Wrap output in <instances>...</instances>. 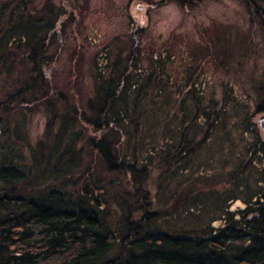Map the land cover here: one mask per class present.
<instances>
[{
	"label": "rangeland",
	"instance_id": "obj_1",
	"mask_svg": "<svg viewBox=\"0 0 264 264\" xmlns=\"http://www.w3.org/2000/svg\"><path fill=\"white\" fill-rule=\"evenodd\" d=\"M26 1L0 0V37L38 32L48 45L45 68L36 70L17 44L0 63V167L26 171L39 188L35 197L51 191L73 203L89 197L118 237L127 206L137 202L130 192L142 189L156 217L148 231L191 240L217 236L229 214L253 200L264 203V147L248 151L264 145V111L257 110L264 99V0ZM107 45L124 55L135 49L145 68L154 55L161 58L160 82L139 97L138 128L124 125L123 160L143 168L141 186L133 182L139 175L107 171L91 142L102 134L120 137L92 120L95 64ZM189 76L181 109L184 95L174 90ZM145 80L143 70V88ZM205 110L207 121L199 115ZM184 130L195 137V150L168 162Z\"/></svg>",
	"mask_w": 264,
	"mask_h": 264
},
{
	"label": "trees",
	"instance_id": "obj_2",
	"mask_svg": "<svg viewBox=\"0 0 264 264\" xmlns=\"http://www.w3.org/2000/svg\"><path fill=\"white\" fill-rule=\"evenodd\" d=\"M17 1L24 4V0ZM183 1L190 3L191 0ZM26 2L25 5L30 4V0ZM28 22L32 29L31 20ZM261 23L264 24V18ZM31 32L19 38L11 31L1 36L6 39L5 42L0 39V55L4 56L1 64L17 44L24 58L32 61L36 70L40 68L45 61L43 50L48 45L38 32ZM30 36L33 37L30 39ZM15 39L18 40L13 42ZM160 59V54L154 55L153 66L145 68L135 49L124 55L121 48L111 51L107 45L96 61L97 87L91 101L96 119L92 120L96 129L111 130L120 136L110 141L102 134L91 141L109 172L134 176L143 170L134 162L123 160L122 138L126 135L125 122L131 121L138 128L135 122L142 115L138 109L139 97L142 92L147 94L150 86L161 79ZM190 77L176 82L178 87H174V91L179 93L182 90L184 95L179 101L181 109L187 100L185 96L189 94L188 87L193 84L189 82ZM147 101L145 99V104ZM257 110L264 111V99ZM181 115L182 119L187 117L185 113ZM199 115L203 121L211 118L206 110ZM212 126L213 123L206 124L204 136L211 134ZM252 128L256 131L255 127ZM248 131L252 132L249 126ZM179 137L169 152L174 151V157L167 158L168 162L178 161L184 154L195 150L196 139L190 137L188 131H182ZM263 147V143H256L248 149L249 154ZM140 178L141 175L134 176L133 182L141 186ZM38 191L26 171L17 167H0V264H264V203L260 200L256 203L253 200L248 207L229 214L217 236L191 240L150 233L148 227L156 217L148 212V202L142 200L140 194L143 195V190L139 189L130 192L137 202L127 206V213L121 219L120 234L115 237L103 226L97 208L87 204L89 197L87 201L73 203L61 191H51L44 198L35 197ZM130 195L129 199H133ZM93 202L98 207L95 197ZM136 214L140 217L137 218ZM111 252H115L114 256L109 257Z\"/></svg>",
	"mask_w": 264,
	"mask_h": 264
},
{
	"label": "water",
	"instance_id": "obj_3",
	"mask_svg": "<svg viewBox=\"0 0 264 264\" xmlns=\"http://www.w3.org/2000/svg\"><path fill=\"white\" fill-rule=\"evenodd\" d=\"M60 38V37H59ZM259 124L260 126L262 127V129L264 130V114H262L260 117H259Z\"/></svg>",
	"mask_w": 264,
	"mask_h": 264
},
{
	"label": "flooded vegetation",
	"instance_id": "obj_4",
	"mask_svg": "<svg viewBox=\"0 0 264 264\" xmlns=\"http://www.w3.org/2000/svg\"><path fill=\"white\" fill-rule=\"evenodd\" d=\"M254 11H257V10H254ZM261 18H264V14L261 15ZM57 28H59V27L57 26ZM31 37H33V36H31ZM1 38H2V37H0V39H1ZM41 67H42V68H45V65L42 64Z\"/></svg>",
	"mask_w": 264,
	"mask_h": 264
}]
</instances>
